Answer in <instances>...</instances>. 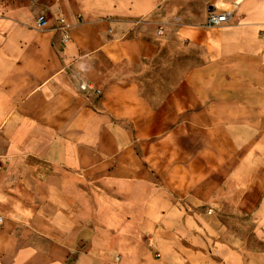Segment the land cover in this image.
Instances as JSON below:
<instances>
[{"label":"crops","instance_id":"obj_1","mask_svg":"<svg viewBox=\"0 0 264 264\" xmlns=\"http://www.w3.org/2000/svg\"><path fill=\"white\" fill-rule=\"evenodd\" d=\"M199 183L264 242V0H0V264H131L164 209L162 256L137 264H247L168 203Z\"/></svg>","mask_w":264,"mask_h":264},{"label":"rangeland","instance_id":"obj_2","mask_svg":"<svg viewBox=\"0 0 264 264\" xmlns=\"http://www.w3.org/2000/svg\"><path fill=\"white\" fill-rule=\"evenodd\" d=\"M163 187H166L163 183H154L150 189L151 196L154 197L155 191H160ZM93 189L97 192H108L110 190L109 187L104 185H96ZM167 189L174 195H169V197H171V199L168 200L169 204H172V206H179L182 211L184 210L185 216L196 217V215H199L204 219H209L210 217L217 218L219 222L227 228L226 235H224L221 240H227L234 248L239 249L240 252L245 255L247 264H254L253 259L260 262V264H264V242L260 241L254 233L257 224L256 216L237 209L233 200L223 199L221 194H216L209 200H202L201 193L203 195V192L207 189V185L204 183H199L194 186L191 193H195L196 199L189 200V202L181 198L184 197L183 193H176L175 190L170 187H167ZM147 211L141 216L140 237H137L141 248L135 245L126 253L131 264H137L136 259L139 255V251L141 254L149 255L154 259H158L162 256L161 249L157 247V241L162 236L159 229L161 220L166 217L168 210L164 209L162 215L156 218L150 216ZM193 232L196 235L195 232L197 231ZM189 238L192 239V236H189ZM189 238H186V236L181 238L182 241L180 242L184 247L192 246Z\"/></svg>","mask_w":264,"mask_h":264},{"label":"built area","instance_id":"obj_3","mask_svg":"<svg viewBox=\"0 0 264 264\" xmlns=\"http://www.w3.org/2000/svg\"><path fill=\"white\" fill-rule=\"evenodd\" d=\"M230 11L225 10L222 12H217L215 10H211L206 18V25L209 27L219 26L226 23L229 20ZM46 24L45 16L41 15L37 19V27L42 29ZM57 29L63 30V35L61 37L62 42H67L69 39L68 30L70 28V24L66 23L64 19L59 20V24L56 27ZM79 88L84 92H96L100 93V90L97 89L93 84L88 82H80Z\"/></svg>","mask_w":264,"mask_h":264}]
</instances>
